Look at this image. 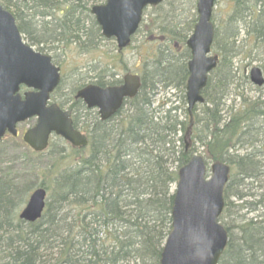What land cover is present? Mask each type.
I'll return each instance as SVG.
<instances>
[{"label": "trees", "instance_id": "16d2710c", "mask_svg": "<svg viewBox=\"0 0 264 264\" xmlns=\"http://www.w3.org/2000/svg\"><path fill=\"white\" fill-rule=\"evenodd\" d=\"M103 1L0 0V4L14 14L25 39L33 44L75 43L86 54L105 40L90 14V7ZM229 1L233 2L229 23L222 35L215 29L212 50H221L218 66L203 91L205 103L194 109L192 127L190 121L187 128L179 121L178 107L157 102L155 97L158 86L173 87L181 91L186 104L190 58L186 41L197 20L196 0H164L149 9L139 30L159 41L144 60L139 94L107 121L90 112V118L75 116L74 125L88 133L89 143L73 149L75 154L69 156L65 168L50 166V184L39 185L51 189L39 220L27 223L16 216L31 187L22 192L7 173L0 175V264H160L171 229L178 169L194 153L185 144L180 149L181 130L185 129V139L189 132L199 138L211 160L226 161L234 169L238 165L240 180L255 179V162L250 157L237 160V155L229 156V150L245 133V125L262 112L257 104L244 100L246 107L230 109L229 120L224 122L222 107L236 78L233 60L239 53L235 44L240 35L236 24L244 22L255 44L264 49V0ZM186 4L191 18L183 21ZM177 46L182 47L178 54ZM107 71L108 67L99 72L104 78L97 74L98 80L103 78L98 84H117L113 77L106 79ZM184 113L189 119L186 109ZM232 177L220 216L229 240L218 264H264V192L249 193L246 181L238 184L246 192L233 191Z\"/></svg>", "mask_w": 264, "mask_h": 264}, {"label": "water", "instance_id": "95a60500", "mask_svg": "<svg viewBox=\"0 0 264 264\" xmlns=\"http://www.w3.org/2000/svg\"><path fill=\"white\" fill-rule=\"evenodd\" d=\"M163 0H107L94 5L91 13L105 37H115L120 48L126 47L138 30L144 10L158 6ZM215 0H197L198 20L187 40L191 58L188 61L186 101L193 115L196 104L203 103L202 91L209 73L217 66L211 55L214 25L211 21ZM250 80L263 86L259 67L250 71ZM60 68L51 56L35 51L27 44L15 17L0 5V141L8 132L18 134L17 125L30 118L37 123L23 135L34 151L48 147L49 138L57 134L73 146H85L87 138L73 127L71 111L49 103L51 93L60 83ZM138 75L126 74L120 86L101 88L88 85L77 97L89 108L96 107L102 120L113 116L125 98H133L140 88ZM26 90L21 93V88ZM208 167L202 155L195 154L178 171L171 211V230L163 246L160 264H218L228 243V232L219 222L225 200L224 189L229 181L230 166L214 162ZM46 190L36 189L29 197L20 218L35 222L42 216Z\"/></svg>", "mask_w": 264, "mask_h": 264}, {"label": "rangeland", "instance_id": "374dc122", "mask_svg": "<svg viewBox=\"0 0 264 264\" xmlns=\"http://www.w3.org/2000/svg\"><path fill=\"white\" fill-rule=\"evenodd\" d=\"M184 8L185 10L181 12V19L183 21H185V19L188 21V19L191 18L189 4H186ZM149 11L150 10L146 13L148 14ZM232 14V1L216 0L213 11V23L215 29L219 30L221 35L224 33L225 26L229 23L228 20ZM235 27L240 33L235 44V49L239 51V53L233 60L234 76L236 78H234V81L230 84L229 93L227 94L225 103L222 107L224 110V122H228L229 120L231 113L230 109L236 111L238 108H245V102L248 104H257V110L261 111L262 114L253 119L250 123L248 122L243 129L245 133H242L234 142H232L234 145L233 148L229 150V156L237 155V160H240L243 157H250L256 165L253 173V175L255 174L256 176L255 179H245L241 177L240 180V174L237 175V171H239L240 168L238 165H235L234 169L233 165L229 163L230 166H232V181H234L233 191L237 192L244 190L246 192L248 190L249 193L253 194L263 193L264 188L261 187H264V86L259 88L253 85L250 82L248 75L250 69L254 66L260 67L264 72V49L262 48L263 46L255 44L253 37L248 34V28L244 22L236 24ZM26 41L36 50H40V48L44 49L43 52L50 54L56 63L62 67L64 72L63 85L60 90V92H62V98L59 96L60 92L56 98L63 100L64 94L68 93L72 95L73 90L79 84L85 83L92 75H95L101 69L108 67L110 71H107L105 74L106 79L113 77L115 80L122 79L123 75L127 72L141 73L144 66V60L148 56V53L159 43L156 38L149 39L147 33L140 31L135 36L132 44L120 53H116L117 51L114 50L116 45L115 42L102 40L98 42V47L93 49L92 53L83 54L80 53V49L75 43L67 46L66 43L64 45H57L52 42H47V44H33L32 41H29L27 38ZM57 46L58 48H56ZM177 47L178 50H176V54L182 50V47ZM212 54L220 56L221 50L216 48L215 50H212ZM112 73L113 75L110 76ZM82 76L85 78L79 80ZM246 77L248 79H246ZM154 95H156V93H154ZM155 98L157 99V102L168 101L169 106L178 107L176 111L180 117L179 121L185 123L187 128V122H189V119H187L184 113L187 104L183 105L180 90L173 87L165 88L164 86H158ZM244 100L245 102H243ZM70 103L71 101H67L66 106H69ZM35 123V118L21 123L18 126L20 136L15 140H12V137L8 136L5 139V143L0 145V175L7 173L9 179L14 181L15 186H17L22 192L26 191L27 187H31V190L26 192V195H24V198L20 201L23 204H20L18 208L16 214L17 217L26 205L30 193L36 187H39L40 183L50 184L49 181L52 177L50 175V166L55 164L59 168H65L69 164V156L75 154L71 145L58 136L52 137L51 144L45 152L37 153L31 149L23 142L22 134L28 127L33 126ZM178 136L184 137V140L178 143L180 149L184 148L182 145H186L187 143L189 147L194 148L195 153L203 155L209 163L212 162L204 144L201 143L199 138L196 137V139H194L193 135H190L189 138L185 139V129L181 130ZM240 181H246L249 184L250 190L243 189L240 185L238 186V184L241 183ZM31 185H34V188ZM174 189L175 185L173 186V190ZM47 190L49 199L51 189L48 188ZM252 199L255 200L257 198L253 197ZM232 200L236 203L238 202L235 197H233ZM14 243L16 246L18 245V243Z\"/></svg>", "mask_w": 264, "mask_h": 264}, {"label": "flooded vegetation", "instance_id": "af4514ba", "mask_svg": "<svg viewBox=\"0 0 264 264\" xmlns=\"http://www.w3.org/2000/svg\"><path fill=\"white\" fill-rule=\"evenodd\" d=\"M101 76V77H103L104 78V74H101V73H98V76ZM93 77V79L92 78H90L89 80H87L86 81V84H97V85H99V86H102V85H100V84H98V82L99 81H101V80H103V78H99L100 80H98L97 79V75L95 76V75H93L92 76ZM93 80H94V82H93ZM97 82V83H96ZM85 84V85H86ZM102 87H104V86H102ZM75 100V102H73L72 100H71V103L69 104V106H66V102L67 101H70L69 99L66 101V102H64V100H62V102L60 103L59 101H56V102H58V103H60V106H62V108H64V109H66V110H70L71 112H72V118H73V122H74V118H75V116H77V115H83V116H87L88 118H90L91 116H90V113L92 114H96V115H98L99 116V112H98V110H96V109H89V108H87L86 107V105L83 103V101H81V100H79V99H74ZM77 101V102H76ZM69 103V102H68ZM83 107V108H82ZM90 112V113H89ZM82 131V130H81ZM83 133H85V135L88 137V135H87V133L85 132V131H82Z\"/></svg>", "mask_w": 264, "mask_h": 264}]
</instances>
